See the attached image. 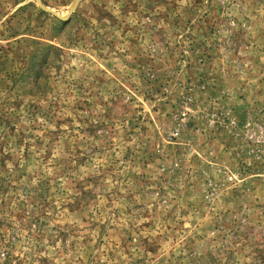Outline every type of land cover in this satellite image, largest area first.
Returning a JSON list of instances; mask_svg holds the SVG:
<instances>
[{"label":"rangeland","instance_id":"obj_1","mask_svg":"<svg viewBox=\"0 0 264 264\" xmlns=\"http://www.w3.org/2000/svg\"><path fill=\"white\" fill-rule=\"evenodd\" d=\"M0 264H264V0H0Z\"/></svg>","mask_w":264,"mask_h":264}]
</instances>
